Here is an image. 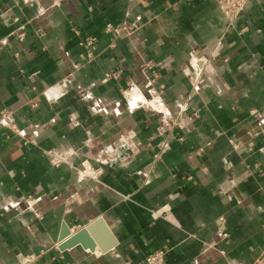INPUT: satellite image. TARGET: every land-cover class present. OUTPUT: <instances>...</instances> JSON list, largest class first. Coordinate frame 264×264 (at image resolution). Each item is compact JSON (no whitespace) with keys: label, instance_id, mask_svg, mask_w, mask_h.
<instances>
[{"label":"crops","instance_id":"1","mask_svg":"<svg viewBox=\"0 0 264 264\" xmlns=\"http://www.w3.org/2000/svg\"><path fill=\"white\" fill-rule=\"evenodd\" d=\"M129 83L168 113L128 107ZM5 107L40 127L25 143L0 124V264H264V0L233 19L217 0H0ZM99 216L113 249L59 248Z\"/></svg>","mask_w":264,"mask_h":264},{"label":"built area","instance_id":"2","mask_svg":"<svg viewBox=\"0 0 264 264\" xmlns=\"http://www.w3.org/2000/svg\"><path fill=\"white\" fill-rule=\"evenodd\" d=\"M222 12L229 18L233 19L238 16L246 7L249 0H217ZM60 3V0H53V4ZM135 25V24H134ZM136 26V25H135ZM137 27V26H136ZM106 31L111 32L113 36L116 38L120 36L125 31H132L127 23L123 25H114L112 23H108L106 25ZM26 32L21 30L18 33V36L21 40L25 38ZM99 42V38L97 36H89L85 40L81 42L83 47V52L81 53V58L84 62L91 61L96 55V47ZM194 56V55H193ZM194 59V58H193ZM202 57H195V60L192 61L193 74L191 76L192 82L190 83L193 88H198V79L202 74V66L206 64L207 60L203 62ZM149 67H153V63H146ZM79 63H74L73 68H78ZM126 70L124 67H119L118 69L109 71L106 73L107 79H120L122 77L123 71ZM151 83V82H150ZM85 92H89V87H85ZM137 88L134 83H129V85L122 89L123 97L125 102L128 104V107H139V106H149L151 110L168 113L165 105L162 102L161 94L159 93H150V97L137 98ZM35 105L34 103L32 104ZM166 116V115H165ZM164 118L162 119V123L159 125V130L164 129V125L168 124V120ZM175 123V122H173ZM0 124L9 128L14 132L20 133L24 137V142L29 143L31 140L27 136L30 130L37 129L40 127V123H30L28 127L21 128L15 118V111L9 107H5L0 111ZM70 153V152H68ZM158 155V154H157ZM61 162V159H57L56 163ZM22 200L27 202H31L33 200V196L30 195L28 197H22V199H15L13 201L14 205L20 204ZM219 237L227 238L229 236V232L226 230H220L218 232ZM165 253L166 251L163 249H158L149 253L145 259L138 264H165ZM126 264H133L131 261H127Z\"/></svg>","mask_w":264,"mask_h":264},{"label":"water","instance_id":"3","mask_svg":"<svg viewBox=\"0 0 264 264\" xmlns=\"http://www.w3.org/2000/svg\"><path fill=\"white\" fill-rule=\"evenodd\" d=\"M59 241V248L62 250L81 245L83 248L90 249L91 251H95L99 247L103 252L110 251L118 243L115 234L103 216L90 221L74 233L64 223L59 235Z\"/></svg>","mask_w":264,"mask_h":264},{"label":"bare ground","instance_id":"4","mask_svg":"<svg viewBox=\"0 0 264 264\" xmlns=\"http://www.w3.org/2000/svg\"><path fill=\"white\" fill-rule=\"evenodd\" d=\"M99 252V251H98Z\"/></svg>","mask_w":264,"mask_h":264}]
</instances>
